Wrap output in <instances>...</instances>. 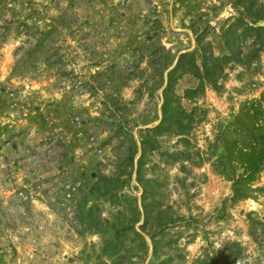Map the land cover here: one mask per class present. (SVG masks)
Here are the masks:
<instances>
[{
    "label": "rangeland",
    "instance_id": "374dc122",
    "mask_svg": "<svg viewBox=\"0 0 264 264\" xmlns=\"http://www.w3.org/2000/svg\"><path fill=\"white\" fill-rule=\"evenodd\" d=\"M246 1L0 0V264H264V49L167 83L257 48Z\"/></svg>",
    "mask_w": 264,
    "mask_h": 264
},
{
    "label": "trees",
    "instance_id": "16d2710c",
    "mask_svg": "<svg viewBox=\"0 0 264 264\" xmlns=\"http://www.w3.org/2000/svg\"><path fill=\"white\" fill-rule=\"evenodd\" d=\"M245 8L247 10V16H251L252 22L244 21V16H239L229 26V30L236 31L241 25L243 26V33L247 34L251 31V36L258 43L257 48L252 51L240 54L241 52L237 49H233V46L228 43L229 54H223L220 56H214L212 52H199L198 57L196 56L197 51L186 52L179 55L174 68L168 73L167 83L168 87L171 83L172 75L175 71L186 72L192 74L198 79V84L195 88H188L184 91V98L190 100L194 94L199 92L202 93L204 85L210 84L212 87L217 89L218 79L223 78L225 66L232 62L238 61L242 64L249 62L254 56L257 55L258 51L264 49V26H253L251 23L257 21H264V0H260L255 4L254 0H247L245 2ZM3 25V24H2ZM4 26V25H3ZM8 27V24H7ZM234 27V28H232ZM199 44V42L197 43ZM242 55V56H241ZM198 59V62H197ZM164 98L161 104V121L154 130L166 129L168 131L175 132L177 134H183L188 130L190 126V119L192 112L189 114L184 111H179L171 107V97L168 94L169 88L164 90ZM183 117H188L185 122ZM190 120V121H189ZM149 137L142 141L145 147L149 143Z\"/></svg>",
    "mask_w": 264,
    "mask_h": 264
}]
</instances>
